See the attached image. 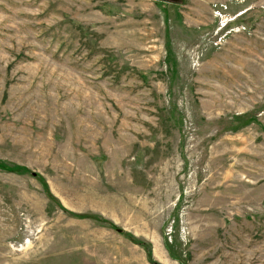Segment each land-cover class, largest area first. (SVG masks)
I'll use <instances>...</instances> for the list:
<instances>
[{"label":"rangeland","instance_id":"obj_1","mask_svg":"<svg viewBox=\"0 0 264 264\" xmlns=\"http://www.w3.org/2000/svg\"><path fill=\"white\" fill-rule=\"evenodd\" d=\"M0 264H264V0H0Z\"/></svg>","mask_w":264,"mask_h":264}]
</instances>
